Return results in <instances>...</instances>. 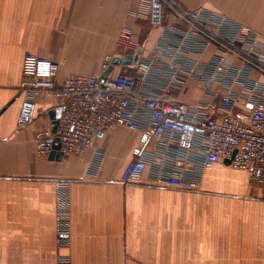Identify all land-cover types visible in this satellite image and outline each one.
Segmentation results:
<instances>
[{"label":"crops","instance_id":"0c3cea01","mask_svg":"<svg viewBox=\"0 0 264 264\" xmlns=\"http://www.w3.org/2000/svg\"><path fill=\"white\" fill-rule=\"evenodd\" d=\"M136 1L0 0V264H55L56 181L69 183L71 243L63 253L71 264H264V183L246 172L219 162L199 192L157 187L147 176L121 184L138 139L125 128L81 156L39 155L35 135L54 130L61 106L51 95L38 97L33 120L18 126L25 54L53 62L59 83L72 74L98 75L106 57L132 55L118 34ZM175 1L264 35V0ZM135 31L150 49L158 31L147 22ZM174 96L195 103L201 92L190 81Z\"/></svg>","mask_w":264,"mask_h":264},{"label":"built area","instance_id":"2783aa9c","mask_svg":"<svg viewBox=\"0 0 264 264\" xmlns=\"http://www.w3.org/2000/svg\"><path fill=\"white\" fill-rule=\"evenodd\" d=\"M127 20L118 43L139 54L128 65H112L109 56L100 74H72L59 83L53 62L25 54L18 126L33 120L38 97L61 102L56 129L35 135L37 153L47 156L58 143L62 156H81L108 132L125 128L138 139L121 184L147 176L157 187L199 192L205 173L223 161L264 183V82L254 77L264 76V35L174 0H137ZM140 22L158 31L150 49L137 42ZM190 81L201 98L177 100L174 94ZM55 191V264H71L63 253L71 243L69 183L56 181Z\"/></svg>","mask_w":264,"mask_h":264},{"label":"water","instance_id":"95a60500","mask_svg":"<svg viewBox=\"0 0 264 264\" xmlns=\"http://www.w3.org/2000/svg\"><path fill=\"white\" fill-rule=\"evenodd\" d=\"M138 58H139L138 52L133 57L128 56L127 58H124V59H120V58L115 57L112 60V65H121V64L122 65H128L131 62H136L138 60ZM60 114H61V108H58V110L56 112L57 118H59ZM56 126H57V124H55L54 130L56 129ZM58 149H59V145H58V143H56L54 146V151H58ZM51 155L54 156V153H52ZM61 156H62L61 153L57 154V158H59ZM226 163L229 164V161H226Z\"/></svg>","mask_w":264,"mask_h":264},{"label":"rangeland","instance_id":"374dc122","mask_svg":"<svg viewBox=\"0 0 264 264\" xmlns=\"http://www.w3.org/2000/svg\"><path fill=\"white\" fill-rule=\"evenodd\" d=\"M175 1V0H174ZM178 3V2H177ZM193 92V94H192ZM191 97H197L198 96V92L196 90H189V93H188ZM190 97V98H191ZM187 101V100H185Z\"/></svg>","mask_w":264,"mask_h":264}]
</instances>
